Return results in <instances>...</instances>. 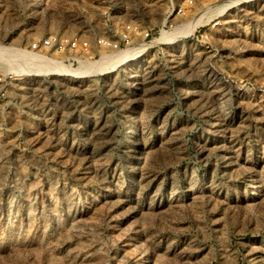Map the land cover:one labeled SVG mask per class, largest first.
I'll list each match as a JSON object with an SVG mask.
<instances>
[{
    "label": "rangeland",
    "instance_id": "374dc122",
    "mask_svg": "<svg viewBox=\"0 0 264 264\" xmlns=\"http://www.w3.org/2000/svg\"><path fill=\"white\" fill-rule=\"evenodd\" d=\"M49 36L86 61L0 83V264H264V0H0Z\"/></svg>",
    "mask_w": 264,
    "mask_h": 264
},
{
    "label": "built area",
    "instance_id": "2783aa9c",
    "mask_svg": "<svg viewBox=\"0 0 264 264\" xmlns=\"http://www.w3.org/2000/svg\"><path fill=\"white\" fill-rule=\"evenodd\" d=\"M120 33L119 41L101 38L98 40V43L102 47L110 48L115 56L130 45H135V37L137 34H142L144 38H149L151 35L149 30L143 29L140 25L134 23L124 25ZM87 45L86 42L82 44L80 41L74 39L69 42V50H72L73 53L86 54L84 49H86L85 47H87ZM0 48V59H2V65H0V83L8 82V79H20L24 75H29L23 71V68L29 65L41 66L39 63L47 62L51 64V67L56 66L55 69L57 70L63 66L66 67L65 63L70 62V60L78 64H83L86 61L85 58H82L83 55L81 57H73L70 55L61 58V60H56L47 56L52 52L62 54L66 51V46L53 36L36 39L28 46L24 47L21 45L18 47L3 45ZM2 94L4 95V93Z\"/></svg>",
    "mask_w": 264,
    "mask_h": 264
},
{
    "label": "bare ground",
    "instance_id": "6f19581e",
    "mask_svg": "<svg viewBox=\"0 0 264 264\" xmlns=\"http://www.w3.org/2000/svg\"><path fill=\"white\" fill-rule=\"evenodd\" d=\"M228 4V3H227ZM230 5V4H229ZM224 6H225V4H224ZM224 6H222V7H224ZM227 6V5H226ZM218 8V7H217ZM223 9V8H222ZM219 12H221V11H219ZM194 27V26H193ZM192 29H194V28H192ZM164 34V33H163ZM165 35H167V34H165ZM171 36V35H170ZM167 36H162L161 38H159V40H161V41H163V40H165L164 41V43H166V40H167V38H166ZM147 44H142V45H139V46H130V47H128V48H126L125 50H123V51H120L119 52V54H117L118 56H119V58L123 55V58L122 59H126V56H128V57H131L132 56V54H136V53H138V52H141L144 48H145V46H146ZM137 47V48H136ZM1 49V48H0ZM133 49V50H132ZM134 52V53H133ZM131 55V56H130ZM125 57V58H124ZM120 58V59H121ZM109 61V60H108ZM110 62V61H109ZM113 62H115V60L113 61ZM113 62H111V64L113 63ZM115 65V64H114ZM57 66H59V65H57ZM55 67L56 66H54V67H45V68H43V67H40V66H27V67H24L23 69V71H25V73H27V74H29V75H43V74H54V71H52V70H55ZM61 68H63V67H61ZM66 68V67H65ZM26 69L28 70V71H26ZM17 70V69H16ZM63 70V69H62ZM64 71H66V69H64ZM69 74V73H68Z\"/></svg>",
    "mask_w": 264,
    "mask_h": 264
}]
</instances>
